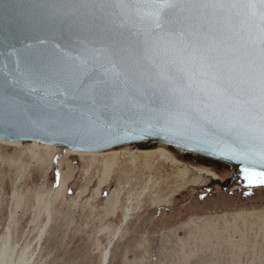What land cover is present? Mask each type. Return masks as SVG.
<instances>
[{
  "label": "rangeland",
  "instance_id": "obj_1",
  "mask_svg": "<svg viewBox=\"0 0 264 264\" xmlns=\"http://www.w3.org/2000/svg\"><path fill=\"white\" fill-rule=\"evenodd\" d=\"M125 147L60 155L53 164L38 150L35 164L25 147L0 142V240L8 234L14 261L26 247L28 264H100L120 228L107 264H264L257 178L249 183L240 170L222 188L197 169L223 181L231 176L226 163L192 160L160 143L147 150L163 148L171 162L154 152L113 154ZM176 162L192 167L187 180L198 176L197 184L183 183ZM49 191L48 205H38Z\"/></svg>",
  "mask_w": 264,
  "mask_h": 264
},
{
  "label": "water",
  "instance_id": "obj_2",
  "mask_svg": "<svg viewBox=\"0 0 264 264\" xmlns=\"http://www.w3.org/2000/svg\"><path fill=\"white\" fill-rule=\"evenodd\" d=\"M208 19L235 35L232 43L251 46L256 38L239 10L225 9ZM142 43V31L129 22L116 0H0V139L75 151L124 145L148 149L162 143L181 156L199 155L229 165L230 177L211 178L222 188L244 167L264 171L259 164L232 158L227 148L205 134L198 119H186L184 114H193L197 107L210 114L198 104L202 94H173L157 83L155 71H144L151 60L182 66L179 53L162 42L137 63L132 53ZM113 47L126 53L118 58L117 78L106 76L105 57L91 59L92 49ZM65 51L85 54L89 63L74 69ZM232 147L243 146L234 142Z\"/></svg>",
  "mask_w": 264,
  "mask_h": 264
},
{
  "label": "snow or ice",
  "instance_id": "obj_3",
  "mask_svg": "<svg viewBox=\"0 0 264 264\" xmlns=\"http://www.w3.org/2000/svg\"><path fill=\"white\" fill-rule=\"evenodd\" d=\"M116 6L142 31L143 43L132 53L137 63L162 42L179 53L182 66L151 60L144 71H155L157 83L173 94L185 98L193 92L198 97L202 94L198 104L210 109V114L197 107L193 114H184L186 119H198L207 129L205 134L227 148L232 158L264 168V0H116ZM225 9L245 15L256 33L251 46L232 43L237 37L208 19ZM92 52V60L101 56L108 60L106 76H120L118 58L125 56V50L113 47ZM64 55L74 69L89 63L85 54L73 56L65 51ZM234 142L243 147L234 149ZM252 145L258 147L252 149ZM242 171L249 183L257 178L255 182L264 184V171L253 167Z\"/></svg>",
  "mask_w": 264,
  "mask_h": 264
},
{
  "label": "bare ground",
  "instance_id": "obj_4",
  "mask_svg": "<svg viewBox=\"0 0 264 264\" xmlns=\"http://www.w3.org/2000/svg\"><path fill=\"white\" fill-rule=\"evenodd\" d=\"M0 142L5 143V144H9V145H12L15 147H25V150L29 155L31 163H35V164L39 159L38 153H37L38 150H43L45 152V154L47 155V157L49 159V164L50 163L53 164L55 159L60 155H62V156H64V155H71V156L72 155L73 156L79 155V156H81V155L94 154V153L100 152V151H75V150H70V149L59 147L55 144H47V143H41V142H37V141L20 142V141L0 139ZM156 144H159V143H156ZM160 144H162V143H160ZM131 146L135 147L134 145H127V147L120 149L119 151H114L113 154H117V156L124 158L126 156V154H131L133 152L143 153V154H148V155L156 153L165 162H171L172 161V158H170V156H167L168 153L163 148H157L155 150H147V149L140 150V149L130 148ZM117 148H119V147H117ZM102 151H104V150H102ZM176 165H178L177 175L183 181L184 184H197V181L199 179L198 176L194 177V179H192V180H187L189 169L192 168L191 166L186 165V164H182L180 162H176ZM105 167L107 168L106 165H105ZM106 170L108 171V169H106ZM197 170L200 171L201 173H203L205 176H209L213 179L217 178V175L208 169H197ZM23 172H24V170H22V173ZM239 172H240V170L237 171V174H239ZM22 173L20 174L19 179H21V177L23 176ZM50 191L44 195L38 194V196H37L38 205H40L42 203L44 205H48ZM131 210H132L131 207L125 209V215L123 217L122 224L127 220L128 215L131 213ZM119 229L116 230L115 234L113 235L112 239L109 242V245L102 252L100 264H107V260H108V256H109V248L111 246L112 241L117 237V235L119 233ZM8 238H9L8 234H6V235L2 236L1 240H0V264H28L29 263V257L26 256V247H25V249L23 248V250L20 251L19 255L16 258V261L13 260V258H12L13 257L12 256L13 255V249L9 248V246H8ZM25 246H27V245H25Z\"/></svg>",
  "mask_w": 264,
  "mask_h": 264
},
{
  "label": "flooded vegetation",
  "instance_id": "obj_5",
  "mask_svg": "<svg viewBox=\"0 0 264 264\" xmlns=\"http://www.w3.org/2000/svg\"><path fill=\"white\" fill-rule=\"evenodd\" d=\"M184 155H188L192 160H194V158H195V159H199L200 161H203V162H206V163L207 162L210 163L209 160H207L205 157H202V156L201 157L200 156L196 157V155H192V154H184ZM237 175H236V177H237ZM236 177L234 179H236Z\"/></svg>",
  "mask_w": 264,
  "mask_h": 264
}]
</instances>
